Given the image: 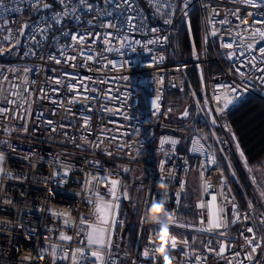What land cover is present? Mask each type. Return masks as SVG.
I'll return each instance as SVG.
<instances>
[{
  "label": "built area",
  "instance_id": "obj_1",
  "mask_svg": "<svg viewBox=\"0 0 264 264\" xmlns=\"http://www.w3.org/2000/svg\"><path fill=\"white\" fill-rule=\"evenodd\" d=\"M45 3L51 5V8L40 12L36 15L34 9H30L25 0L23 4L11 3L9 7H21L24 11L21 13L6 14L11 23L9 27L13 30L21 29L23 25L35 23L37 20L46 16H51L55 12H62L63 6L58 0H44ZM90 3H97V0H89ZM101 7L103 6L100 0ZM138 8L141 10V15L147 20L149 27L159 29L157 33H148L144 36L137 35L138 39H152L156 36L167 37L166 43L161 45H152V53L148 49L128 51L126 57L123 55L121 59H126L130 63H126L123 68L115 70L99 71L98 66L93 65L92 69L87 68H71L63 63L60 65L50 62L47 59L41 60L36 57L26 56L25 53L31 47L27 39H22L16 36V40H20V45L12 47L11 50H19L18 57L7 58L6 54L9 51V46L3 44L0 46V70H5V75L10 80H15L17 83L20 79L26 78L29 81L36 80L35 87L37 93L43 83L45 77L54 78L59 75L53 69H61L67 73H75L77 77L83 78L84 83L92 84V92L84 93V95H92L99 91V99L94 100L90 104V111L87 113L92 117L91 132L83 131L81 125L83 120L80 118L84 113L81 111L80 105L89 104V101L79 99V104H69L72 99V94H66V90H61L59 93L51 92L50 95L54 100L63 101L62 106L49 100L39 101L33 104V117L28 121V131H23L25 121L16 119H6L0 116V141H8L10 146L0 144V152L4 154L3 168L13 177L9 179L7 175L0 178V264H51L52 253L48 252L47 256L41 258L42 249L45 246L55 244L65 251L69 252V259L57 260L56 264H72L71 250L77 247H82L78 242L81 237H77L74 228L65 227L64 214H70L71 220L79 223L81 217H87L88 222L93 220V206L89 203L95 198L96 191L105 193L109 185L101 179L98 186L95 182L89 184L92 176H102L106 173L119 172V178L123 182L126 181V188L129 193L127 201L122 199L119 201V213L122 201L128 202L135 210V217L131 225L127 227L124 218L119 216L123 221V225L117 227L113 236L114 243L117 245L113 249L114 264H148L143 260L142 253L149 247V241H157L153 234V229L156 225H148L143 222L141 228V220L146 208V202L149 198H156L160 193H163L158 184L159 177L167 175L172 183L169 185L168 194L172 199L173 193L181 192L179 183L185 184L183 198L191 190L194 194V199L189 208H184V211L193 214L192 219L183 220L179 217L183 208V199L178 205H173L178 213L180 224H187L189 227L177 228V239H188L192 244L190 255L194 258L196 255H207V260L201 264H225V261L231 259V254L226 253L224 258L216 256L214 253L206 252L203 241L209 239L206 233L196 231L201 227L200 220L202 215L205 217L206 226L210 227V209L209 202L211 195L216 196V203L221 211L224 205L221 203L223 193L221 191V180L226 179L229 197H235V203L239 206L241 212H248V204L252 202L255 209L254 215L259 216L264 212V201L256 192L253 198L244 195V201L241 203L233 192L231 179L236 181L238 186L237 175H233L234 164L232 158H236L239 162L238 169L248 185H252L245 166L242 164V158L239 156V150L236 148L235 141L232 139L231 125L227 121V117L219 119L217 125L211 124L213 112L211 116L200 111V107H206L201 102L196 104L198 98L193 96L195 104V117L191 122V130L187 138L181 135L170 133L169 123L170 114L164 111L165 95L168 90L183 91L185 89L184 72L189 65L184 62H176L169 64L167 50L171 42L172 36L177 32L178 27L183 24L187 18H182V13H178L171 25L165 24L161 16L155 14V9L149 0H136ZM71 7V5H69ZM197 7L199 13V26L201 32V41L203 44L202 59L199 61L203 64L206 72L205 89L206 97L209 99V108H214L216 105L212 102L211 96L214 89L220 85L240 84L241 79L232 66V61L227 59L226 53L231 49L221 47V43L227 42L228 37H211L209 36L208 43L205 44V35L208 31L206 24L211 19V14L215 10H219V15L216 20H223L225 15L233 9L239 8L240 15L246 17L247 23L251 24L253 16L250 12L256 11L244 5L234 3V0H188L187 12ZM99 8L87 15L81 13L77 9V15L80 16L79 23L71 17H65L61 25L53 23L52 31L48 33V39L44 42V53L55 52L56 48L53 43V37L64 42V37L60 36V32L74 31L80 32L89 28L87 21L91 20L97 28L100 24L98 15ZM188 17V16H187ZM233 25L237 23L235 16H229ZM217 29L227 27L226 25L216 24ZM103 31V30H101ZM5 33L0 34V41H3ZM39 39V36L37 37ZM251 43V41H250ZM216 45L219 48L221 58L216 55ZM99 47V45H97ZM239 48V45H235ZM214 52V56L209 58L208 50ZM154 56H163L162 63L153 62ZM79 59L73 63H79ZM215 62L218 65L219 72L211 74L209 72V63ZM183 65V71H178V67ZM30 68L26 76L16 71L17 69ZM248 72V68L242 69ZM260 73H253L249 81L242 88V100L247 95H255L264 100V84H261L257 76ZM103 76L107 79V83H99L96 78ZM119 77V78H118ZM126 77L127 79H124ZM89 78H93L91 81ZM161 79L163 82L161 83ZM7 82L4 87H7ZM55 87V85H53ZM79 92V88L76 90ZM107 94L108 98L105 99ZM159 96V100H157ZM35 100L36 97L33 96ZM109 100L111 102L109 103ZM157 100L158 109L153 105V101ZM240 100L239 103L242 101ZM237 103L236 105H238ZM12 108L11 105H4ZM105 107L111 111H105ZM72 109L71 113H66L65 109ZM207 108V107H206ZM233 108V107H232ZM43 111V120L36 119L39 110ZM55 113V114H54ZM12 113L10 112L9 115ZM127 116V119L123 117ZM227 116V115H226ZM51 120L57 126L56 132H51L46 124V121ZM71 122V126L67 127ZM64 124L66 127L60 129L59 125ZM220 125H227V128ZM160 131H158V128ZM4 128L14 129L11 134L3 131ZM102 130L108 136H120L121 141L127 140L132 144L131 149H125V152H130L134 159L129 158L123 152L116 153L113 156L105 154V151L94 148L86 143L82 137L87 136L88 141H97L101 137ZM61 131L67 132L68 137L61 135ZM215 134L221 140L227 143L214 145L213 152L216 153L221 167H214L210 174L205 172L203 179L200 176V164L205 157L192 152L193 138H200L201 143L214 144L213 139L205 138ZM69 138L75 139L76 144H81L82 147H77ZM176 140L174 152L168 143L162 145L161 141ZM224 148V152L220 153L219 148ZM104 150H112L115 152V147L107 141L102 145ZM137 150L138 153L137 154ZM169 156L166 157L165 153ZM225 157H227L225 159ZM162 160H167L164 170L160 171L159 165ZM59 161L60 163H57ZM98 162L95 166L92 162ZM187 161V166H185ZM231 164V168H229ZM123 167L131 169L128 173L122 171ZM67 171L65 177L63 173ZM54 173H59L54 176ZM171 173V175H168ZM230 174V176H228ZM112 178H117L113 176ZM130 178V180H128ZM194 182L191 185V182ZM211 187L205 192L204 183ZM136 195L137 198H133ZM110 199V197H106ZM9 201V202H6ZM139 204V210L135 207ZM203 203L204 207L198 205ZM155 208V207H154ZM59 213L60 215H55ZM229 214V237L238 238L232 251L241 252L240 245L244 243L240 237V231L244 227L243 224L231 225L232 209L228 205ZM254 223V221L250 222ZM29 229L34 232L30 234ZM60 233H66L74 237L72 242H61L59 240ZM183 233V235H180ZM250 235V234H249ZM264 236V232L260 233ZM167 235L162 238L161 247L166 248ZM216 247V245H213ZM186 251H188L186 249ZM264 249H258L253 254L252 262L245 264H259ZM186 257L178 255L177 259L183 261ZM241 258L243 253L241 252ZM166 264H168L166 259ZM173 264H176L173 261Z\"/></svg>",
  "mask_w": 264,
  "mask_h": 264
},
{
  "label": "snow or ice",
  "instance_id": "obj_2",
  "mask_svg": "<svg viewBox=\"0 0 264 264\" xmlns=\"http://www.w3.org/2000/svg\"><path fill=\"white\" fill-rule=\"evenodd\" d=\"M58 2L63 6L62 12H55L51 16H46L37 20L35 23L26 24L21 29L13 30L9 27L11 23L10 19L6 14L9 13H21L24 10L17 7H9L11 3L23 4L25 0H0V32L5 33L3 41H0V46L7 44L9 46V51L12 47L19 45L20 40H16L15 37L19 36L22 39H27L30 42L31 47L29 51L25 53L26 56L36 57L41 60L47 59L50 62H54L57 65L64 64L71 68H87L92 69L93 65L98 66L99 71L115 70L118 68H123L126 63H130L126 59H121L123 55L126 57L128 51H135L137 49L144 50L148 49L149 53H152L150 46L161 45L166 43L167 37L156 36L152 39L141 40L137 38V35L144 36L148 33H157L159 29L155 27H149L147 20L141 15V10L136 4V0H102L103 6L101 7L100 0L97 3H90L89 0H58ZM30 9H34L36 12H40L42 9H50L51 5L45 3L44 0H27ZM149 3L153 5L155 9V14L163 17L164 23L171 25L174 18L178 13H182V18H187L188 12V0H149ZM234 3L238 5H244L256 11H252L249 15L253 16V21L251 24L247 23L246 17L240 15L239 8L233 9L230 13L226 14L223 20L217 21L216 16L219 15V10H215L211 14V19L207 22L206 27L208 31L205 35V44L208 43L209 36L211 37H223L227 35L228 41L221 43V47L225 49H231L225 55L227 59L232 61V66L237 72L241 79V83L230 84V85H220L218 88L214 89L211 96L212 102L216 105L214 108H206L201 106L200 111L205 112L206 115H211L215 113V116L211 118V124L217 125L219 119L226 117L227 113L232 107H235L240 100H242V88L249 81L253 73H260L256 77L261 84H264V0H234ZM71 5V7H69ZM99 8L100 24L97 28L93 25L91 20L87 21L89 28L80 32L74 31H61L60 36L64 37V42L61 43L60 39L53 37V43L55 45V52L44 53V42L48 39V33L52 31L53 23L56 25H61L62 20L65 17L74 18L78 23L80 21V16L77 15V9L85 15L94 12ZM229 16H235L237 23L233 25ZM226 25L222 29H217L216 24ZM103 30V31H101ZM190 30V26H189ZM39 36V39L37 37ZM251 41V43H250ZM99 45V47H97ZM235 45H239V48H235ZM193 57L200 59V54L197 53L195 44L192 48ZM79 59V63H73ZM164 60L163 56H154L153 62L162 63ZM184 66L180 65L178 71H183ZM248 68L249 71L245 72L242 69ZM23 73L25 76L30 68L17 69ZM59 73L54 78L45 77L43 83L39 88L37 93L35 87H32L37 82L36 80L29 81L26 78L20 79L17 83L15 80H10L7 75H5V70H0V116H4L6 119H16L25 121L23 125V131H28V121L33 117V104L36 100L43 101L49 100L50 102L56 103L58 106L63 105V101L54 100L50 95L51 92L59 93L61 90H66V94H72V99L69 100V104H79V99L83 96V99L89 101V104L80 105L81 111L84 113L80 118L83 120V125L81 128L83 131L91 132V120L92 117L87 113L90 111V104L94 100L99 99V91L92 95H84V93L92 92V84L84 83L83 78H79L75 73H67L61 69H53ZM119 78V77H118ZM127 79L126 77H123ZM93 78H89L91 81ZM201 79L203 80V70L201 69ZM96 80L99 83H107V79L103 76L97 77ZM7 82L8 86L4 87V83ZM161 83L163 80L161 79ZM55 85V87L53 86ZM79 88V92H77ZM193 96L196 94L193 93ZM33 96L36 99H33ZM107 94L105 99H107ZM159 100V96H157ZM157 100L152 103L158 109ZM111 100H109V103ZM209 99L206 97L203 101L204 105H208ZM197 105H200V101H196ZM4 105H11L12 108L6 107ZM105 111H111L105 107ZM66 113H71L72 109H65ZM172 111V109H168ZM12 113L9 115V113ZM55 114V113H54ZM191 113L186 108L181 113L182 119H188ZM127 119V116L123 117ZM36 119L44 122L43 111L39 110L36 115ZM47 126L51 132L57 131V126L51 120L46 121ZM71 126V122L67 127ZM221 127L227 128V125H220ZM66 125L60 124L59 128L64 129ZM14 129L4 128L3 131L11 134ZM61 135L68 137L67 132L61 131ZM73 144H76L75 139L69 138ZM82 139L94 148L101 149L105 151L106 155L113 156L116 153L123 152L129 158L134 159L130 152H125V149H131L132 144L128 143L127 140L121 141L120 136H108L102 130L101 137L93 144V142L88 141L87 136L82 137ZM213 139L214 144L201 143L200 138H193V148L192 152L200 156L205 157L204 161L200 164V176L203 179L205 172L210 174L214 167H221L219 159L215 152H213L214 145H220L227 143V141L221 140L216 137L213 133L212 136L205 138ZM233 141H236V136L232 134ZM115 147V152L112 150H104L102 145L105 142ZM162 145L168 143L171 146V150L174 152L175 145L178 143L176 140L161 141ZM0 144L4 146H10L8 141H0ZM77 147H82L81 144H76ZM236 148L240 150L241 146L239 142H236ZM224 148H219V152L223 153ZM137 154L138 150H137ZM165 156L168 157L169 153L166 152ZM239 156L243 158L245 153L240 150ZM227 157H225L226 159ZM4 154L0 152V178L7 175L9 179H12L10 173H7L3 168ZM167 160H162L159 165L160 171L164 170ZM57 163H60L57 161ZM95 166L98 162H92ZM245 167H248V162L244 160ZM185 166H187V161H185ZM231 168V164H229ZM252 171L251 168H248ZM122 171L127 173L131 171L128 167H123ZM235 175V173H232ZM59 173H54V176H58ZM63 175L66 177L68 172L65 171ZM116 176L117 178H112ZM103 179L109 188L105 193H100L98 191L90 194H94L95 198L90 200L89 203L93 206V220L88 222L87 217H81L79 223H75L71 220L70 214H64L65 216V227L74 228L76 230L79 243L82 247H77L71 250V261L72 264H114L113 261V249L117 247L114 243L113 236L117 227L123 225V221L119 219V201L122 199H128L129 193L122 179L119 178V172L117 173H106L102 176H92L89 180V184L93 182L98 186L99 181ZM159 182L170 185L172 183L169 176L164 175L159 177ZM181 192H176L172 194V199L168 192L160 193L156 198H149L146 202V208L144 215H146L152 208L159 206L161 199L166 200V209L170 216L174 217V222L167 230V251L168 259L175 261L176 264H201L202 261L207 260V255L201 256L196 255L194 258L190 255V249L192 244L188 239H177V228L189 227L187 224H180L178 213L173 205H178L183 199V191L185 189V184L183 182L179 183ZM205 192L211 187L206 182L203 185ZM221 191L223 193L221 203H223V211L220 210L216 203V196L214 193H208L211 195V200L209 202L210 209V227L206 226L205 217L202 215L200 220L201 227L197 228L196 231L200 233H206L209 235V239L203 241L204 249L206 252L214 253L220 258H224L226 253L231 254V259L225 261V264H245V262L253 261V254L257 252L258 249H264V236L260 233L264 232V212L260 213L259 216L254 215V207L252 202H249L248 212H241L239 206L235 203V197H229L227 192L226 179L221 180ZM264 196V192L261 193ZM110 197V199H106ZM9 202V201H6ZM231 205L232 215H231V225L243 224L244 227L240 231V237L243 239L244 243L239 247L243 253V258H241V252L232 251L234 245L238 238L229 237V214L228 205ZM137 210H139V204L135 205ZM198 207L203 208V203H200ZM55 215H60L59 213H54ZM143 215V216H144ZM254 221V223H250ZM143 217L141 220V228L143 224ZM153 229V234L159 230V224ZM30 234L34 235V232L29 229ZM250 234V235H249ZM183 235V233H180ZM73 236L67 235L66 233H60L59 240L61 242H72ZM216 245V247H213ZM186 249L188 251H186ZM52 253L51 264H56L57 260H67L69 259V252L65 251L63 248L58 247L55 244L45 246L42 249L41 258L47 256L48 252ZM184 255L186 258L181 261L177 259L178 255ZM143 260L147 261L148 264H164V259L156 255V241H149V247L146 248L142 253Z\"/></svg>",
  "mask_w": 264,
  "mask_h": 264
},
{
  "label": "trees",
  "instance_id": "obj_3",
  "mask_svg": "<svg viewBox=\"0 0 264 264\" xmlns=\"http://www.w3.org/2000/svg\"><path fill=\"white\" fill-rule=\"evenodd\" d=\"M0 34H2V32H0ZM193 44H195L197 53L200 54V59L193 57ZM202 50L199 13L197 7H195L190 11L187 19L178 27L177 32L172 36L167 50L169 64H174L176 62L189 64L184 72L185 89L183 91L168 90L164 102V111L170 114V120L166 122V124L169 123L171 128L168 131L175 135H181L183 138L188 137L191 130V122L196 113L192 94L195 93V96L202 104L206 98L204 67L199 63L202 59ZM211 55L212 54H210V56ZM210 68L212 74L218 72L215 64H211ZM201 69L203 70V80L201 79ZM186 108L191 115L189 119L185 121L179 119L178 116ZM168 109H172V111L169 112ZM226 117L231 125V134L234 133L236 136L235 144L238 141L241 146L240 150L245 153L243 159L247 160L249 167L252 169H263L264 100L255 95H247L237 106L231 108ZM157 129L160 131L159 127ZM234 165V171L240 186L232 179L231 184L237 199L242 203L244 201L242 191L249 193V185L241 175L238 169L239 166L236 163ZM228 176H230V174H228ZM128 180H130V178ZM193 199L194 194L190 190L182 201L183 208L179 215L181 219H192L193 214L184 211V208L187 207L191 209L188 206H191ZM120 217L125 219L127 227L131 225L135 217V210L128 202L122 201Z\"/></svg>",
  "mask_w": 264,
  "mask_h": 264
},
{
  "label": "clouds",
  "instance_id": "obj_4",
  "mask_svg": "<svg viewBox=\"0 0 264 264\" xmlns=\"http://www.w3.org/2000/svg\"><path fill=\"white\" fill-rule=\"evenodd\" d=\"M171 175V173H168ZM158 188L163 192L167 193L169 189V185L160 182L158 184ZM143 221L148 225H157L159 224V230L156 232L154 238L159 241L156 246V255L161 257L162 259L168 257L167 248H162V238L166 235L167 230L170 228L172 223L174 222V217L170 216L166 209V200L161 199L159 202L158 208H152L146 215L143 216ZM168 264H173V261L167 259ZM164 264H166V259H164Z\"/></svg>",
  "mask_w": 264,
  "mask_h": 264
},
{
  "label": "rangeland",
  "instance_id": "obj_5",
  "mask_svg": "<svg viewBox=\"0 0 264 264\" xmlns=\"http://www.w3.org/2000/svg\"><path fill=\"white\" fill-rule=\"evenodd\" d=\"M18 53H19V50H17V49L16 50H10V51H7L6 57L7 58H15V57H18V55H19ZM206 107L209 108V105H206ZM209 116H211V115H209ZM242 163L244 165V159L243 158H242ZM3 164H4V162H3ZM248 168H251V167H249V165H248V167H245L246 172L249 176L250 182L252 184V185H250L251 188H253V190L258 194V196L264 200V196L261 195V193L264 192V168L258 169V170L251 168L252 171H249ZM193 184H194V182L192 181L191 185H193ZM133 198L135 199V198H137V196L134 195ZM259 264H264V251H263V254L261 256V260H260Z\"/></svg>",
  "mask_w": 264,
  "mask_h": 264
},
{
  "label": "bare ground",
  "instance_id": "obj_6",
  "mask_svg": "<svg viewBox=\"0 0 264 264\" xmlns=\"http://www.w3.org/2000/svg\"><path fill=\"white\" fill-rule=\"evenodd\" d=\"M49 2H51L52 0H48ZM202 47H203V44H202ZM208 52H209V58H211L212 56H214V52L212 51V50H208ZM202 53H203V50H202ZM210 54H212L211 56H210ZM216 55H218L220 58H221V55H220V51H219V48H218V46L216 45ZM211 64H215L216 65V67H217V71L219 72V68H218V65L215 63V62H210L209 63V72L212 74V72H211V68H210V65ZM203 65V64H202ZM204 67V66H203ZM204 73H205V76H206V72H205V68H204ZM237 106V105H236ZM232 163L233 164H237V165H239V162H238V160L236 159V158H232ZM243 164V163H242ZM249 193H246V192H244V191H242L243 192V195H245V196H247V197H249V198H253V194H254V190H253V188H251V186L249 185ZM234 192V191H233ZM235 194V193H234ZM236 196V195H235ZM237 198V197H236Z\"/></svg>",
  "mask_w": 264,
  "mask_h": 264
},
{
  "label": "water",
  "instance_id": "obj_7",
  "mask_svg": "<svg viewBox=\"0 0 264 264\" xmlns=\"http://www.w3.org/2000/svg\"><path fill=\"white\" fill-rule=\"evenodd\" d=\"M45 10H48V9H42L40 12H42V11H45ZM40 12H36V15H38ZM24 26V25H23ZM23 26H22V28H23ZM21 43V42H20ZM20 45V44H19ZM178 118L179 119H182L181 118V114L178 116ZM189 119V118H188ZM188 119H183V120H188ZM128 173V172H127ZM124 184L126 185V181L124 182ZM127 189V188H126ZM125 201H127L128 199H124Z\"/></svg>",
  "mask_w": 264,
  "mask_h": 264
}]
</instances>
